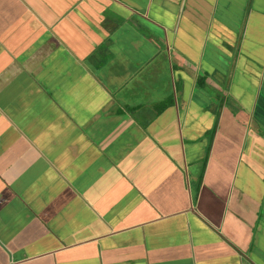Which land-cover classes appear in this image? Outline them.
Returning <instances> with one entry per match:
<instances>
[{
  "label": "crops",
  "instance_id": "0c3cea01",
  "mask_svg": "<svg viewBox=\"0 0 264 264\" xmlns=\"http://www.w3.org/2000/svg\"><path fill=\"white\" fill-rule=\"evenodd\" d=\"M0 264H264V0H0Z\"/></svg>",
  "mask_w": 264,
  "mask_h": 264
},
{
  "label": "rangeland",
  "instance_id": "374dc122",
  "mask_svg": "<svg viewBox=\"0 0 264 264\" xmlns=\"http://www.w3.org/2000/svg\"><path fill=\"white\" fill-rule=\"evenodd\" d=\"M242 55H243V53H241V58H242ZM241 61V60H240ZM241 62H243V61H241ZM249 63H251V62H249ZM144 73H142V75H143ZM145 76H153V78L155 79V80H157L158 82H159V85H160V87L158 88V91H162V90H164L166 87H165V85H166V83L165 82H163L164 81V77H163V75L162 76H160V75H158L157 74V72L156 73H153V72H149V73H146L145 75H143V77H145ZM142 77V76H141ZM172 77H171V81H172ZM143 83H145V85H148L149 87L151 86V84L148 82V80L147 81H144ZM154 86V85H153ZM140 87H142V85L140 86ZM127 88H129V86L127 87ZM168 88H169V94H170V96L172 95V97L174 98V89H173V82H172V85H170V84H168ZM152 93H154V91L152 92ZM160 94L158 95V96H153V98L154 99H156V97L157 98H159V97H162V99L165 97V95H162V94H164V93H162V92H159ZM213 94H218V93H214L213 92ZM167 96H168V94H167ZM222 96V95H221ZM134 99V98H133ZM178 99H181V97L180 96H178ZM173 104H174V99H173ZM144 109L142 108L141 110H140V112L141 111H143ZM175 110V109H174Z\"/></svg>",
  "mask_w": 264,
  "mask_h": 264
}]
</instances>
